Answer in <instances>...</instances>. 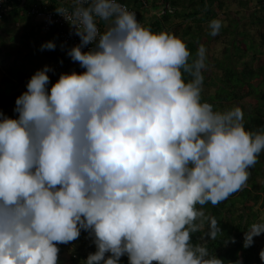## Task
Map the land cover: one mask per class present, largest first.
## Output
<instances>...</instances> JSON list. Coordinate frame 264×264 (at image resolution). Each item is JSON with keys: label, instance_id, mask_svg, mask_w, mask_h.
<instances>
[{"label": "clouds", "instance_id": "1", "mask_svg": "<svg viewBox=\"0 0 264 264\" xmlns=\"http://www.w3.org/2000/svg\"><path fill=\"white\" fill-rule=\"evenodd\" d=\"M55 11L80 38L67 55L84 71L45 65L17 97V116L0 112V264H59L57 245L82 231L96 247L84 264H222L192 234L222 232L203 206L246 184L264 128L246 129L239 106L203 100L205 45L193 58L182 38L145 27L121 0ZM222 26L212 19L209 35ZM261 234L264 219L243 247Z\"/></svg>", "mask_w": 264, "mask_h": 264}, {"label": "trees", "instance_id": "2", "mask_svg": "<svg viewBox=\"0 0 264 264\" xmlns=\"http://www.w3.org/2000/svg\"><path fill=\"white\" fill-rule=\"evenodd\" d=\"M255 1L233 0L232 2L236 3L228 6V0H156V4L164 6V9L160 17L152 20L147 26L154 32L167 30L175 33L184 40L193 58L200 44L208 48V71L204 73L203 100L220 111H226L237 103L241 107L246 104L254 105L250 113L244 114L245 127L250 131L264 128V50L262 43L260 50L259 46L254 45L260 43V39L256 40L249 29L251 25H264V0ZM36 2L37 0H29L22 7L18 3L13 4L12 9L0 18V54L3 49H7L11 57L0 60V112L13 118L17 116L14 112L15 101L26 91L31 76L45 65L68 62L65 57L68 46L59 37L57 28L46 33L34 30L28 9ZM250 3L253 9H247L250 8ZM215 18L222 19L223 26L219 35L211 37L207 25ZM10 21H14V25L19 23L21 27L16 26L22 28L18 39L11 37L8 32ZM235 25L239 26V29L235 28ZM42 27L40 24L39 28ZM231 33H236L233 41L229 36ZM221 34L225 35L227 41L221 49L223 58L212 53L217 50L218 39H221L220 43L225 41ZM246 35L253 37L252 47H247L244 41L239 39ZM260 38L264 43V31L261 32ZM40 40L42 44L55 41V50L41 51L42 44L31 46L33 42ZM236 42L240 43L241 48L242 44L244 45L242 60L233 54L232 46L235 47ZM254 49L256 50L252 51ZM249 56L250 60L247 59ZM211 69L214 71L209 75ZM50 79L53 82V77ZM249 172V179L240 190L216 206L210 202L203 206L205 216H214L219 221L222 232L217 238L205 241L206 226L200 232L192 234V242L204 244L209 255H216L222 260V264H264L259 256L260 251L264 249L262 234L254 237L252 246L243 247L245 231L252 223L264 219V152L259 154L257 163ZM233 239L235 243L232 242ZM69 243L57 245L60 249L59 260ZM71 243L86 245L93 242L88 232L82 231L80 237ZM76 251L71 260L76 264H84L89 253L83 246L77 247ZM121 264H128L127 256L121 258Z\"/></svg>", "mask_w": 264, "mask_h": 264}, {"label": "built area", "instance_id": "3", "mask_svg": "<svg viewBox=\"0 0 264 264\" xmlns=\"http://www.w3.org/2000/svg\"><path fill=\"white\" fill-rule=\"evenodd\" d=\"M29 0H0V18H3L5 13L10 11L12 9L13 4H19L20 7H22L24 4L27 3ZM136 2H140L142 4H146L147 0H134ZM122 3L126 4L129 10L135 11L137 13V19L140 21V23L143 24L141 21V12L140 10L135 7L131 6L128 3V0H121ZM54 4V5H53ZM53 5V6H52ZM72 6V0H37L36 3L31 4V7L28 9V14L32 16L36 21L41 23L43 25V28L46 31H50L54 28H57V32L61 40L64 44L68 46L67 50L71 48L72 46L78 44L80 42V38L75 35V30L70 26L69 22L65 20V18L61 15H58L55 11L56 7H65L68 9H71ZM103 24V22H101ZM144 25V24H143ZM101 30L105 27L104 25H101ZM67 50L65 53V57L67 60L76 66L78 72L84 71V69H81L78 63H74L70 57L67 55ZM87 50V49H85ZM53 77V84L58 80L59 75L55 73V75H52ZM51 87V85L49 86Z\"/></svg>", "mask_w": 264, "mask_h": 264}, {"label": "crops", "instance_id": "4", "mask_svg": "<svg viewBox=\"0 0 264 264\" xmlns=\"http://www.w3.org/2000/svg\"><path fill=\"white\" fill-rule=\"evenodd\" d=\"M128 3L131 5V6H135L137 7L140 12H141V21L143 22L144 26L147 27L148 24L154 20L155 18L158 17V15H160V13L163 11L164 9V6H159L158 4H156V0H148L146 4H142L140 2H136L134 0H128ZM234 8L232 7V10ZM148 19V22H146V20L144 19ZM32 20L34 18H31ZM32 25L35 26V31L39 32V33H46L48 31H46L43 27L42 29L39 28L40 27V23H38V21H36L35 19L33 20ZM16 25L19 26V23H17ZM21 27V26H20ZM29 29H32V27H29ZM42 40L38 41V42H33L31 44L32 47H36L38 45H41L42 43ZM215 45H213L214 47ZM53 69H54V72L58 73V74H61L63 72H71L73 70L77 71V68L75 65L67 62V63H63V64H49ZM42 69V68H41ZM52 72H50L49 74H51ZM93 243H88L85 245H83V243H69V247L67 248V250L63 253V256L60 257V263L61 264H76L75 262H73L71 260V257L73 255H76L77 251H76V248L79 247V246H83L85 249H86V252L87 253H94L96 250H95V246L93 245ZM67 253V254H66ZM66 254V255H65Z\"/></svg>", "mask_w": 264, "mask_h": 264}, {"label": "rangeland", "instance_id": "5", "mask_svg": "<svg viewBox=\"0 0 264 264\" xmlns=\"http://www.w3.org/2000/svg\"><path fill=\"white\" fill-rule=\"evenodd\" d=\"M233 0H228V6L229 5H234L236 2H232ZM253 1H255V0H253ZM256 2V1H255ZM255 4V3H254ZM251 7H253V5H251V3H250V8H247V9H253V8H251ZM145 20H146V22H148V19H146V18H144ZM34 20V19H33ZM32 19H31V22H33L34 23V21H33ZM222 20V19H221ZM227 22L228 21H226V23L225 24H227ZM9 27H10V29L8 30V32L10 33V35H11V37H14L15 39H18V33L22 30V28H19V27H17L16 25H14V21H10V23H9ZM235 28H237V29H239V26H236L235 25ZM236 29V30H237ZM249 29H251V31H252V33H253V36L256 38V40H258V39H260V43H258L257 45L256 44H254V39H253V37L252 36H250V35H246L245 37L243 36L242 38L241 37H239V39H241V40H243L244 41V43H245V45L247 46V47H252V43L255 45V46H259L258 48H259V50H260V48H261V43L263 44V47H262V49L264 50V43H263V40H262V38H260V35H261V32L262 31H264V25H255V26H253V25H251L250 26V28ZM232 34V33H231ZM229 34V36L232 38V41L234 40V38H235V36H236V33H234V35L232 34ZM221 35H223V34H221ZM225 41H224V43H223V41H222V43H220L221 42V39H218V41H216V49L217 50H215L214 52H212V53H214V54H216V55H221V56H219L220 58H223V56H222V51H221V49H223V45H226L227 44V41H226V39H225V35H223V37H222ZM226 42V43H225ZM235 44V47H233L232 46V50H233V54L239 59V60H242L241 58H242V56L241 55H243V53L245 52V51H243V49H244V45L242 44V47L243 48H241V47H239V45H240V43L239 42H236V43H234ZM256 49H254V50H252V51H255ZM259 50H257V51H259ZM8 50L7 49H3V52H2V54H0V60H3V59H5L4 57H6V59H11V57H10V55H8ZM244 59V58H243ZM248 60H250L251 59V57L249 56L248 58H247ZM255 62V61H254ZM250 63V62H249ZM251 63H253V62H251ZM255 65H256V63H255ZM256 67V66H255ZM213 69H211L210 71H209V75L210 74H212L213 73ZM215 88H213V90H214ZM236 106H239V107H241L240 106V104H235ZM255 106L254 105H250V104H246L245 105V107H241V109H242V111L244 112V114H247V113H250L252 110H253V108H254ZM262 212H263V217H264V208H262ZM262 236L264 237V234H262ZM67 254V253H66ZM65 254V255H66ZM63 256V255H62ZM60 261V260H59Z\"/></svg>", "mask_w": 264, "mask_h": 264}]
</instances>
